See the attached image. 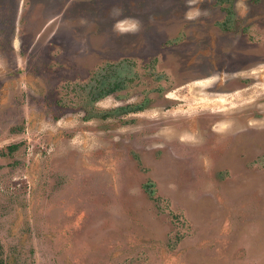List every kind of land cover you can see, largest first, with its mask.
I'll use <instances>...</instances> for the list:
<instances>
[{"label": "rangeland", "instance_id": "obj_1", "mask_svg": "<svg viewBox=\"0 0 264 264\" xmlns=\"http://www.w3.org/2000/svg\"><path fill=\"white\" fill-rule=\"evenodd\" d=\"M0 260L264 264V0H0Z\"/></svg>", "mask_w": 264, "mask_h": 264}, {"label": "clouds", "instance_id": "obj_2", "mask_svg": "<svg viewBox=\"0 0 264 264\" xmlns=\"http://www.w3.org/2000/svg\"><path fill=\"white\" fill-rule=\"evenodd\" d=\"M189 15H190V17H192V16L197 15V13L193 12V13H190Z\"/></svg>", "mask_w": 264, "mask_h": 264}, {"label": "trees", "instance_id": "obj_3", "mask_svg": "<svg viewBox=\"0 0 264 264\" xmlns=\"http://www.w3.org/2000/svg\"><path fill=\"white\" fill-rule=\"evenodd\" d=\"M0 264H2L1 260H0Z\"/></svg>", "mask_w": 264, "mask_h": 264}]
</instances>
